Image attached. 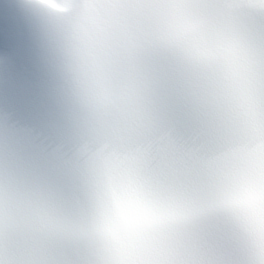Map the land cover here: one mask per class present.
Returning <instances> with one entry per match:
<instances>
[{
  "label": "clouds",
  "instance_id": "clouds-1",
  "mask_svg": "<svg viewBox=\"0 0 264 264\" xmlns=\"http://www.w3.org/2000/svg\"><path fill=\"white\" fill-rule=\"evenodd\" d=\"M0 264H264V0H0Z\"/></svg>",
  "mask_w": 264,
  "mask_h": 264
}]
</instances>
